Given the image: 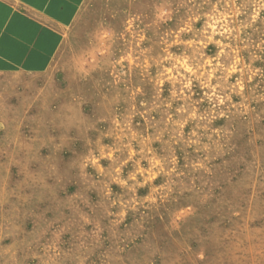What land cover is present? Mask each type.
Returning <instances> with one entry per match:
<instances>
[{"label": "rangeland", "instance_id": "rangeland-1", "mask_svg": "<svg viewBox=\"0 0 264 264\" xmlns=\"http://www.w3.org/2000/svg\"><path fill=\"white\" fill-rule=\"evenodd\" d=\"M0 120V264H264V0H91Z\"/></svg>", "mask_w": 264, "mask_h": 264}, {"label": "crops", "instance_id": "crops-1", "mask_svg": "<svg viewBox=\"0 0 264 264\" xmlns=\"http://www.w3.org/2000/svg\"><path fill=\"white\" fill-rule=\"evenodd\" d=\"M90 1L0 0V76H41L50 71ZM12 115L9 123L21 128L22 106Z\"/></svg>", "mask_w": 264, "mask_h": 264}]
</instances>
